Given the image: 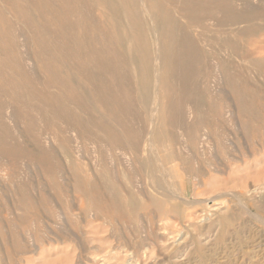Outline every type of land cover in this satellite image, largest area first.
Returning a JSON list of instances; mask_svg holds the SVG:
<instances>
[{
  "label": "rangeland",
  "instance_id": "374dc122",
  "mask_svg": "<svg viewBox=\"0 0 264 264\" xmlns=\"http://www.w3.org/2000/svg\"><path fill=\"white\" fill-rule=\"evenodd\" d=\"M0 40V264H264V0H0Z\"/></svg>",
  "mask_w": 264,
  "mask_h": 264
},
{
  "label": "bare ground",
  "instance_id": "6f19581e",
  "mask_svg": "<svg viewBox=\"0 0 264 264\" xmlns=\"http://www.w3.org/2000/svg\"><path fill=\"white\" fill-rule=\"evenodd\" d=\"M144 14V13H143ZM170 19V18H169ZM233 19V18H232ZM169 21V20H168ZM76 23V22H75ZM139 23V22H138ZM235 23V22H234ZM226 26V25H225ZM120 27V26H119ZM154 29V28H153ZM162 31V30H161ZM160 31V32H161ZM164 33V32H163ZM170 36V35H169ZM1 41V40H0ZM135 41V40H134ZM230 43V42H229ZM235 44V43H234ZM18 47V46H17ZM161 48V47H160ZM163 49V48H162ZM161 50V49H160ZM163 53V52H162ZM240 57V56H239ZM15 60V59H14ZM32 67V66H31ZM146 67V66H145ZM157 69V68H156ZM257 70V69H256ZM256 72V71H255ZM34 73V72H33ZM161 75V74H160ZM167 75V74H166ZM55 77V76H54ZM231 78V77H230ZM258 78V77H257ZM237 82V81H236ZM66 87V86H65ZM147 88V87H146ZM146 90V89H145ZM157 93V92H156ZM253 93V92H252ZM58 103V102H57ZM170 103V102H169ZM189 109V108H188ZM191 109V108H190ZM237 111V110H236ZM227 112V111H226ZM186 113V112H185ZM252 118V117H251ZM199 122V121H198ZM234 123V122H233ZM238 123V122H237ZM229 125V124H228ZM202 131V130H201ZM186 133V132H185ZM148 134V133H147ZM154 134V133H153ZM182 134V133H181ZM186 135V134H185ZM182 137V136H181ZM1 139V138H0ZM183 139V137H182ZM113 140V139H111ZM185 140V139H184ZM30 142V141H29ZM186 142V141H185ZM186 144V143H185ZM130 145V144H129ZM176 147V146H175ZM185 147V146H184ZM179 148V147H178ZM194 149V148H193ZM199 150V149H198ZM33 151V150H32ZM156 154V153H155ZM217 158V157H216ZM131 161V160H130ZM129 163V162H128ZM128 165V164H127ZM78 167V166H77ZM114 168V167H113ZM115 174V173H114ZM165 174V173H164ZM136 176V175H135ZM150 176V175H149ZM102 179V178H101ZM107 180V179H106ZM86 183V182H85ZM70 189V188H69ZM117 190V189H116ZM264 190V189H263ZM71 191V190H70ZM109 192V191H108ZM43 193V192H42ZM88 194V193H87ZM99 194V193H98ZM110 197V196H109ZM48 200V199H47ZM100 201V200H99ZM70 203V202H69ZM125 204V203H124ZM135 204V203H134ZM161 207V206H160ZM78 211V210H77ZM23 212V211H22ZM101 214V213H100ZM16 216V215H15ZM49 220V219H48ZM50 233V232H49ZM31 238V237H30ZM11 239V238H10ZM63 242V241H62ZM22 247V246H21ZM36 252V251H35ZM2 257V256H1Z\"/></svg>",
  "mask_w": 264,
  "mask_h": 264
}]
</instances>
